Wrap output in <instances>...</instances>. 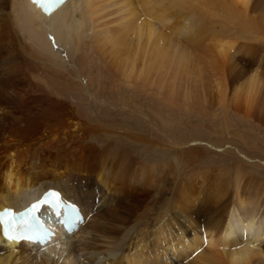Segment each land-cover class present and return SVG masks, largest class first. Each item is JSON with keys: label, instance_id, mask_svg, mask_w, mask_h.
<instances>
[{"label": "bare ground", "instance_id": "obj_1", "mask_svg": "<svg viewBox=\"0 0 264 264\" xmlns=\"http://www.w3.org/2000/svg\"><path fill=\"white\" fill-rule=\"evenodd\" d=\"M21 35L33 56L65 65L78 76L75 88L89 89L95 105L83 115L95 123L91 129L105 115L98 107L102 102L152 126L149 137L139 136L140 143L120 138L109 143L98 162L81 163L69 151H56L49 164L37 147H5L0 210L19 212L57 188L58 201L75 204L81 215L97 211L70 236L56 210L42 204L36 215L54 232L43 244L19 241L15 230L18 238H5L0 223V264H187L173 255L194 252L188 264H264V179L249 171L262 164L233 154L221 158L226 164L212 166L216 161L208 149H196L199 139L179 133V121L192 110L200 112L186 106L200 104L205 91L219 98L260 91L264 0H65L48 14L32 0H0V47L16 55ZM93 59L96 78L86 71ZM197 91L203 93L196 96ZM51 136L52 142L65 139L67 131ZM218 143L214 148L222 147ZM153 144L159 147L152 149ZM114 152L127 160L118 164L123 168L119 185L106 162ZM136 188L141 196L133 195ZM96 192H104L97 203ZM57 208L61 214L59 202Z\"/></svg>", "mask_w": 264, "mask_h": 264}, {"label": "rangeland", "instance_id": "obj_2", "mask_svg": "<svg viewBox=\"0 0 264 264\" xmlns=\"http://www.w3.org/2000/svg\"><path fill=\"white\" fill-rule=\"evenodd\" d=\"M21 36L19 42H17L19 45L17 46L18 53L16 55H12L7 51L5 52L0 47V99L2 101L0 108V156L8 145L25 144L27 146L39 148L42 161L44 160L43 162L46 161L49 164L53 163V158L55 156L54 152L56 151H59V153L61 152L60 154L69 151L68 155L75 154L81 163L98 162L108 150L106 146L109 148V143L113 141L117 142L116 140L119 138L130 143H140L143 139L139 138L140 135L149 137L150 132L148 126L151 125V122L140 117L132 119L123 113L112 112L110 107L103 102L101 103L102 105L98 104V107L100 106L99 109L101 110L103 108L106 110V116H102L101 122L96 123V129H91L90 126H93L95 123L91 124V119L83 115L85 111L94 109L93 105H95L94 102L89 101L91 97L87 92L89 89L86 90L85 86L82 90L75 88L77 87L75 86V81H78V78H76L78 76L75 77V74L68 73L64 69L65 65L54 66L47 62L45 58H40L41 61L39 58L33 56V49L30 48L31 46H29L27 38ZM250 58L251 60H255L254 56ZM47 64L49 67L46 66ZM255 66L256 65H254V67ZM95 67V59L90 60L86 66V71H88V69L93 71L91 74L94 78H96L98 74ZM261 71L264 72V69ZM100 77L102 80L107 81L105 76L101 75ZM107 83L108 86L110 84L113 86L112 83ZM239 87H243L241 89L245 90L243 85H239ZM91 90L92 88H90V91ZM259 90L261 92L258 91L251 95H247L246 92H242V95L236 93V95H238L237 98L236 95L234 97L233 94L230 95V93L226 94V96L230 95L229 97L225 98L224 96V98H219L216 94H210L206 91L200 96L199 94L203 92L199 93L200 90L199 92L197 91L198 93L196 92V96L199 95V98L202 97L201 102L199 101L200 104H195L194 101V103L192 102V108L188 106H186V108H190V110L198 109L200 112L192 110V113L191 111L190 114L188 113V117L185 116L189 119H185L184 117L179 121L180 123L183 122L179 126L180 136L184 139L186 138V140L191 138L199 139L201 145H196L198 146L196 149H199V146V150H203L204 148H206V150L208 149V154H211L210 160L216 161V163H210L212 166L216 167V165L220 166L222 163L226 164L227 162L221 160V158L227 155L232 156L233 154L250 163L256 162L262 164L263 166H254L249 171H255L254 173L259 176V179H264V84ZM86 97L88 98L86 99ZM232 97L234 98L231 99ZM217 98H219V100L221 99V101L223 100V103L220 101L218 102ZM227 98L228 101H226ZM224 110H226L225 113ZM195 113L197 114L195 115ZM191 114L193 116H191ZM201 116L204 117L203 120ZM198 118L201 124L197 122ZM143 121H145V123ZM135 123L136 126L134 125ZM192 123L194 125H192ZM106 125L110 130H107L105 127ZM62 130L67 131V137L65 139L61 138L62 140L59 138V141L55 140L52 142L51 135L54 132H60ZM169 133H172L171 129ZM136 135L138 137H136ZM189 142L188 144L194 143L193 141L191 143ZM215 143H218L222 147L219 148V146L218 148H214L213 144ZM156 146L159 147L158 145ZM156 146L153 144L151 147L153 149ZM165 146L161 147L166 149ZM128 147L129 146H126L125 148L127 149ZM151 147H149L150 150ZM189 147L191 148V146ZM61 149L65 151H60ZM239 149H241V152ZM228 150L233 151V153L228 152ZM154 151L157 150L155 149ZM165 156H172L170 149L166 150ZM112 157L113 159H111ZM106 160L109 175L111 176L115 172V179L117 185H119L118 181L120 180H118V177L122 174L123 168L118 164H126L127 160L125 159L124 161L122 158L120 159L118 152L115 153V155H108ZM67 161L68 160H61L62 163H67ZM44 172L45 169L40 170V173ZM44 176L47 178L46 174ZM81 184H85L84 179ZM51 189H56L58 191L57 188ZM59 189L61 190V188ZM103 191L107 194L111 193H109V190L103 189ZM99 193L104 194V192H96L95 203L100 199ZM141 194L142 190L140 191V189L137 188L133 190L134 196H141ZM117 195L118 193H116V196ZM96 211L97 208L93 210V212ZM93 212H88V215L83 213L82 221H80L68 234L71 236L74 232H77L81 226L92 218ZM205 245H207V243H205ZM176 254L178 253L173 255L174 259H177V261L181 260L180 262L187 264L188 261L194 259L196 256V252H194L191 253V255L188 253L189 256L187 254L185 257L178 254L179 258H175Z\"/></svg>", "mask_w": 264, "mask_h": 264}, {"label": "water", "instance_id": "obj_3", "mask_svg": "<svg viewBox=\"0 0 264 264\" xmlns=\"http://www.w3.org/2000/svg\"><path fill=\"white\" fill-rule=\"evenodd\" d=\"M37 6H40L42 9L41 5L37 4ZM48 12L49 11H47L46 13H48ZM54 197H55V194H53V192L51 190L44 192L39 201L30 203L23 210V213H25L26 215L17 222H13V218L15 216L11 213L8 214V216H6L5 218H3L5 215V212L7 211L5 208H3L2 210H0V223L2 225V228H4L5 226H7L10 223H11V226L22 227V226H24V224H27L28 222H30V220H32L33 222H36V224H37L36 227H37L38 233H34L32 235L29 234L27 237L32 238L33 240H37L41 243L45 242L46 240L49 239V237L51 236L52 233L43 224V222L35 216V211L41 203L47 202V203H50L53 206H55V210H56L57 214H59V211H58L59 208H57L56 201L53 202V200L55 199ZM59 204H60V206L63 207V210H64L63 214L60 216L61 222L64 223L65 227L71 228L74 225V223L76 222V220L78 219V216L75 213V209L69 203L63 204L62 202H60ZM33 205H36L35 210H32ZM20 235H21V233H20ZM4 236H6V235L4 234Z\"/></svg>", "mask_w": 264, "mask_h": 264}, {"label": "snow or ice", "instance_id": "obj_4", "mask_svg": "<svg viewBox=\"0 0 264 264\" xmlns=\"http://www.w3.org/2000/svg\"><path fill=\"white\" fill-rule=\"evenodd\" d=\"M34 3H38L40 4L42 7H44L45 11H49V7L47 6V3H51L53 2V0H47V3H46V0H33ZM56 2H58V0H56ZM36 208V205H33L32 206V210H35ZM5 235L8 236L9 239H14L15 237L11 236L8 229H5Z\"/></svg>", "mask_w": 264, "mask_h": 264}]
</instances>
